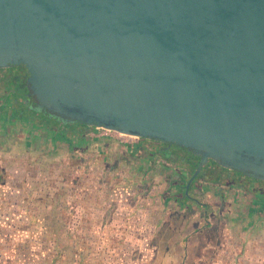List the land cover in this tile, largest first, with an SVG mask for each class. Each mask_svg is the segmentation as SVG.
<instances>
[{"label":"water","instance_id":"95a60500","mask_svg":"<svg viewBox=\"0 0 264 264\" xmlns=\"http://www.w3.org/2000/svg\"><path fill=\"white\" fill-rule=\"evenodd\" d=\"M16 65L40 110L264 181V0H0Z\"/></svg>","mask_w":264,"mask_h":264},{"label":"rangeland","instance_id":"374dc122","mask_svg":"<svg viewBox=\"0 0 264 264\" xmlns=\"http://www.w3.org/2000/svg\"><path fill=\"white\" fill-rule=\"evenodd\" d=\"M24 111L33 113L27 108ZM110 139V142L119 143L114 154L107 151L105 145L96 146V141L78 151L64 148L51 152L49 158L43 160L40 157L38 161L25 144L15 150H2L16 153L14 151L18 149L30 160L27 165L22 163L20 174L4 171V180L0 184V264H142L147 262L145 257L153 256V247L144 249L130 244L135 242H128L142 239L139 233L127 234L124 227L118 230L105 227L110 214L116 209L145 207L153 211H170L179 207L178 201H165V198L178 197L190 202L189 192L199 191L197 187L203 186L205 181L196 180L197 186L191 190V178L181 183L182 190L178 193L174 187L178 176L186 179L190 176L189 172L181 170L180 163L172 165L160 156L152 157L142 139L136 140L144 144L139 157L129 151L125 154L122 145L129 144V138ZM2 154L0 152V157ZM6 166L11 167L10 162ZM212 189L213 186L211 194L216 196L215 200L217 195L226 192L225 189ZM261 199L264 203V196ZM251 200L252 195L250 198L245 194L236 195L232 206L228 207L224 202L223 209L233 208L230 217L237 218L240 226L239 231L234 232L232 253L254 254V264H264V214L259 207L248 214ZM119 219L122 223L123 216ZM156 220L159 219L151 221L150 229L156 227ZM221 220L226 223L227 217H221ZM98 222L103 223L99 226L100 231L94 227ZM162 222L154 234H149L151 246L166 240L172 234L171 229L173 232L178 228L179 237L185 235L186 229L182 228L181 222L178 227ZM254 239L256 243L252 242V248L248 249Z\"/></svg>","mask_w":264,"mask_h":264},{"label":"crops","instance_id":"0c3cea01","mask_svg":"<svg viewBox=\"0 0 264 264\" xmlns=\"http://www.w3.org/2000/svg\"><path fill=\"white\" fill-rule=\"evenodd\" d=\"M110 140V138L105 137H94V141L97 143L96 146L98 144H102L103 146L105 145V147L108 149L107 151L110 150L111 153L114 154L117 152V150H115V147L117 146L116 144L119 143L113 140L110 142ZM128 143L129 144L122 145L125 149V154H127L129 151L130 154L139 157L143 152L144 144L136 140L133 141V143ZM2 150L3 149L0 150V152H3L2 157H0V184L4 180V171L10 172V174H20L22 172V163L27 165V161L30 160L27 157L25 159V154L22 153L23 151H19L18 149L14 151L16 153H7L8 151L4 152ZM78 150L79 149H76V151ZM29 151L31 153H35L34 159L37 161L40 157L45 160L46 158L50 157L48 156L49 154L57 152L55 150H41V153H39L38 150L33 149H29ZM8 162H10L11 167H5V165H8ZM152 164L154 163L152 162ZM138 169H141V167L139 166ZM203 184H206V182H203ZM189 195H191L190 202H184V200L178 197L165 198V201H178L176 205L179 207H173V209L170 211L167 209L153 211L152 209H147L146 207L133 210L116 209L110 214V219L108 220L107 224H105V227H112L114 230L124 227L123 231L127 234L133 232L139 233V235L142 236V239L137 241L130 239L128 242H135L130 244L134 245L135 247L138 246L139 248H154L153 256L148 259L147 257L144 258V261L146 260L149 262L150 259V262L142 264H249L250 262H253L256 258L254 254L252 255L250 253L243 255L242 252L232 253V248H234V232H238V227L240 226L238 225L237 218L234 219L230 217L232 216L231 211L234 209H223V204L224 202H227L228 207H231L234 199L229 200L228 196L222 194L217 195L215 200L216 196L213 197L211 192L207 195H202L196 190L194 193L193 191H191V193L189 192ZM199 195H202V197L200 198ZM149 199L150 197L148 200ZM197 206L200 207L197 208ZM250 213L251 212L249 211L248 214L250 215ZM121 215L123 216L122 223H120L119 219V216ZM225 216L227 217V222L223 223L222 220L220 221V218ZM134 218H137L138 220ZM154 219L159 220H156V222L158 221L156 227L153 226L150 229V223ZM161 221H163L162 223L164 225L171 227L175 225L178 227L179 223L181 222L182 228L186 229L185 235L183 234L181 237H179V231L177 230L178 228H176L173 232V229H171L172 234L168 236L166 240L164 239V241H158V243H155L154 245L152 244L151 246V242L148 240L150 237L149 234H154L156 232V228L161 223ZM102 225L103 223L100 222L95 223V230L100 231L99 226L101 227ZM217 232L218 237H216ZM256 241V239L251 241L247 248L251 249L252 242L256 243ZM252 257L255 258L252 259ZM254 263L255 262L252 264Z\"/></svg>","mask_w":264,"mask_h":264},{"label":"flooded vegetation","instance_id":"af4514ba","mask_svg":"<svg viewBox=\"0 0 264 264\" xmlns=\"http://www.w3.org/2000/svg\"><path fill=\"white\" fill-rule=\"evenodd\" d=\"M28 77L29 73L24 65L0 68V149H16L25 144L33 150L61 151L65 148L68 151H76L92 145L94 138L89 136V133L96 128L76 122L68 123L45 109L40 110L36 96L29 90ZM24 108L33 113L28 114ZM144 141L146 147L150 148L152 157L160 156L162 160L169 161L172 165L180 163L181 170L189 172L188 179L178 176V181L174 185L178 193L182 190L180 188L182 182L192 178L190 186L192 190L197 186L196 180H204L206 184L197 187L202 195L209 194L211 186L214 187L212 190L225 189L224 193L230 200L236 195L240 197L245 194L249 198L252 195V206L249 211H255L259 207L264 214V203L261 199L264 196V190H261L264 181L222 168L212 160H208L200 168L201 158L191 150L153 140ZM170 170L176 172L175 168Z\"/></svg>","mask_w":264,"mask_h":264},{"label":"built area","instance_id":"2783aa9c","mask_svg":"<svg viewBox=\"0 0 264 264\" xmlns=\"http://www.w3.org/2000/svg\"><path fill=\"white\" fill-rule=\"evenodd\" d=\"M89 136L92 138L94 137H105V138H115V139H120L124 140V138H129L128 142H133L135 140H139V138L136 137H131L127 135H123L121 133L111 131V130H106V129H95L89 133Z\"/></svg>","mask_w":264,"mask_h":264}]
</instances>
